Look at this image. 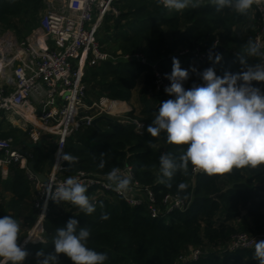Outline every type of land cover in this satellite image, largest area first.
Masks as SVG:
<instances>
[{
    "label": "trees",
    "instance_id": "trees-1",
    "mask_svg": "<svg viewBox=\"0 0 264 264\" xmlns=\"http://www.w3.org/2000/svg\"><path fill=\"white\" fill-rule=\"evenodd\" d=\"M114 6L119 11V22L106 16L103 30L109 34L98 38L107 45H104V50L112 55H116L115 50H119L117 55L141 54L149 64L129 58L85 68L86 94L88 100L105 97L129 103L132 90L142 79L138 90L141 116L130 111L111 121L100 120L96 127H78L66 138L63 150L77 157V161L72 165L62 161L59 175L70 177L78 171L106 174L113 167L129 165L134 178L152 190L157 202L166 194L175 195L185 202V210L154 219L144 205L131 207L114 194L99 199L91 215H86L69 202L51 203L42 222L43 240L27 243L25 248L29 256L24 264H36V252L40 249L46 253L53 251L57 228L65 227L70 218L77 219L81 227L89 229L87 246L106 253L108 259L105 264H176L178 257L190 247L208 250V253L184 264H258L254 250L215 252L212 249L226 244L235 233L252 234L264 230V165L257 169H234L231 173L211 177L204 173L193 175L190 165L187 176L177 171L169 188L157 179L160 176L159 157L162 153L178 157L187 146L168 144L163 132L154 138L146 131L160 104L174 99L164 90L160 96L153 93L150 64H155L164 78L165 74H171L173 57L187 59L186 65L180 62L185 70L195 67L198 72H203L213 67L221 77L226 71H241L237 53L243 54L246 44L234 36L233 30L240 23V15L229 8L217 11L208 0L200 7L182 12L169 11L157 0H120ZM43 7L44 0H0V34L11 31L17 39H24L38 25ZM106 22L113 28L109 30ZM109 40L113 45H109ZM215 41L223 48L217 51L222 54L219 63L210 60L209 54L202 61L189 53L179 54L184 49L205 51L214 48ZM258 61L259 58H249L250 64ZM165 80L169 86L170 81ZM194 83L201 84L202 81L196 74H190L184 87L191 88ZM252 83L264 91V82ZM116 107L126 108L124 105ZM134 118L143 124L142 133L136 132L132 122ZM16 132L0 131V137H10L14 145L30 151L34 157V170L47 176L53 165L54 136L46 134L48 140L42 142L41 148L29 149L24 145L28 133L21 132L22 137L18 138ZM148 141L154 147H149ZM101 159L105 161L103 169L98 167ZM181 182L188 188L186 192L178 193ZM7 188L10 197L6 199L1 190ZM33 197L25 169L10 163L6 179L0 178V218L9 215L20 221L21 226L31 228L38 214L32 205ZM102 213H108L109 219L102 220ZM24 238L25 232L20 235L19 243ZM59 259L60 264H72L63 254Z\"/></svg>",
    "mask_w": 264,
    "mask_h": 264
},
{
    "label": "built area",
    "instance_id": "built-area-1",
    "mask_svg": "<svg viewBox=\"0 0 264 264\" xmlns=\"http://www.w3.org/2000/svg\"><path fill=\"white\" fill-rule=\"evenodd\" d=\"M114 1L120 0H47L38 25L23 40L16 39L11 31L0 34V120L4 117L13 123L12 116H16L23 131L28 133L30 142H43V134H50L55 138L53 165L47 175L49 181L42 183L27 168V159L23 154L25 150L14 145L12 138L0 137V166L14 163L25 169L26 178L34 192L32 205L38 214L20 243L24 247L29 242L43 240V219L49 205L56 203L45 195L49 184L56 186L68 178L59 175L62 160H58L57 155L58 152H63L66 138L80 127L81 122L83 126H89L95 117L105 115L118 118L128 113L125 108L122 110L116 107L120 105L119 101H111L105 97L87 102V84L83 80L85 68L129 58L149 64L141 54L116 56L102 50L96 39L95 22L108 14L115 18L118 16L119 11L113 5ZM252 9L257 15V28L252 40L258 42L264 50V4L253 5ZM47 41L51 42V46L40 54L36 46ZM214 45L216 47L219 44L215 41ZM208 50L184 49L179 54L189 53L202 61L207 58ZM258 62L264 61L259 58ZM150 65L153 72V93L160 96L167 83L156 65ZM132 122L136 132L142 133L143 124L136 118ZM120 169L122 175L132 179L130 191L123 194L106 186L109 183L107 173L78 171L71 177L79 178L87 186L86 194L95 205L99 199H106L109 194H114L131 207L144 205L154 219L173 211L185 210V202L175 195L166 194L157 202L152 190L134 178L131 166L126 165ZM192 173L195 175L202 172L192 170ZM261 240H264V230L252 234L239 232L233 234L226 244L212 250H254L256 241ZM207 253L208 250L190 247L184 255L178 257L176 264L196 261Z\"/></svg>",
    "mask_w": 264,
    "mask_h": 264
},
{
    "label": "clouds",
    "instance_id": "clouds-1",
    "mask_svg": "<svg viewBox=\"0 0 264 264\" xmlns=\"http://www.w3.org/2000/svg\"><path fill=\"white\" fill-rule=\"evenodd\" d=\"M208 2L217 11L229 8L242 15L253 5L264 4V0ZM157 3L169 11L182 12L204 5L205 0H157ZM252 57L264 61V50L258 42L249 39L243 54L237 53L242 70L236 73L226 71L223 77L218 76L213 67L203 72H198L195 67L182 69L179 59L173 57L171 74H165L170 85L164 91L174 99L160 104L146 131L154 138L163 132L168 144L187 147L178 157L171 153L160 155V176L157 178L160 184L170 188L177 171L187 176L190 165L193 171L210 177L222 176L234 169H257L264 165V91L252 83L264 82V62L250 64L249 58ZM209 59L219 63L222 54L210 51ZM190 74H196L202 83H194L186 89L184 85ZM148 146L154 147L151 141ZM57 155L58 160L66 161L68 165L77 161V157L68 153L58 152ZM103 155L101 153V157ZM104 166L105 161L101 159L98 167L103 169ZM106 179L109 182L106 186L117 193L123 194L131 189V177L122 175L118 167H113ZM187 188L186 183H179L178 193L186 192ZM86 193L87 186L79 178L70 176L59 185L49 184L45 195L56 203L69 202L91 215L96 205ZM100 207L103 208V203ZM101 219H109V214L102 213ZM20 232V221L9 215L0 218V264H24L29 252L19 243ZM89 237V229L81 227L77 219L70 218L65 227L57 228L53 251L46 253L40 249L36 252V264H60L61 254L72 264H105L106 253L89 248ZM28 241L30 239L25 243ZM254 256L258 264H264V240L256 241Z\"/></svg>",
    "mask_w": 264,
    "mask_h": 264
},
{
    "label": "crops",
    "instance_id": "crops-1",
    "mask_svg": "<svg viewBox=\"0 0 264 264\" xmlns=\"http://www.w3.org/2000/svg\"><path fill=\"white\" fill-rule=\"evenodd\" d=\"M46 3H47V0H44V4H46ZM239 15H240V23L233 28L234 36H236L241 41V43L243 45H245L249 39H252L251 37H252L255 29L257 28V15L254 13L252 8L246 14H243V15L239 14ZM106 16H110V17L115 19V22H119V21H116L117 17L115 18L110 14L105 15V16L97 19L95 24H96V30H97L96 39L98 41H99L98 38H104V36H105V35H100L98 37L97 35L100 33L101 29H103V25H104L103 21H104ZM105 24L108 25V28L110 27L109 30L113 28V26H111L109 22H106ZM30 32L28 34H30ZM28 34H27V36H28ZM105 34H109V33L105 32ZM14 37L16 38L15 35H14ZM18 40H20V39H18ZM109 41H110L109 45H113L112 40H109ZM99 43H100V45L102 44L100 41H99ZM104 45L107 46L105 43L102 44L101 45L102 50L111 54L108 50H106V49L104 50ZM50 46H51V42L47 41L46 43H43V44H40L39 46H36V50H40V54H43V52H45V50L48 49ZM115 53L116 54L119 53V50H115ZM179 61L182 64L186 65L187 59L181 58V59H179ZM141 86H142V79L137 81V85H136L135 89L132 90V97H131L130 102L125 103V104H127L125 109L126 110L128 109V112L132 111L134 113V115H136V116H141V112H142L141 108H140L139 101H138V90L141 88ZM96 99H92V98L90 99L89 98V100H88V95H87V100L90 102L93 100H96ZM12 118H13V121H12L13 123H10L8 120H6L4 117H2V119L0 120V131L10 132L11 130H17V131L22 132V133L25 132V131H23V129L21 127V122H19L16 119V116H12ZM43 138H44V140H42L43 142L48 140L46 134H43ZM26 141H28V139ZM54 141H55V138H54ZM7 176H8V165L0 166V178L2 180H5ZM1 191H2L3 197H5L6 199L10 197V192H9L8 188L5 190H1ZM24 229H27V228L24 226H21L20 235H23V232H25Z\"/></svg>",
    "mask_w": 264,
    "mask_h": 264
},
{
    "label": "water",
    "instance_id": "water-1",
    "mask_svg": "<svg viewBox=\"0 0 264 264\" xmlns=\"http://www.w3.org/2000/svg\"><path fill=\"white\" fill-rule=\"evenodd\" d=\"M116 21H118V19H116ZM223 49L221 46H216L214 48H211L208 50V53L211 51L213 54L217 53V51ZM100 120H107V121H111L112 118L108 117V116H105V115H101V116H98V117H95L91 120V123L90 125L93 126V127H96L97 126V123L100 121ZM80 126L83 125V122H81L79 124ZM24 145L29 148V149H37V148H41L42 147V142L39 141V142H30V141H25L24 142ZM24 156L26 157L27 159V168L37 177V179L39 180V182H42V183H45V182H48L49 181V177L42 174V173H38L34 170L33 168V165H34V157L32 155V153L30 151H24L23 152ZM216 195H213V197H215Z\"/></svg>",
    "mask_w": 264,
    "mask_h": 264
},
{
    "label": "rangeland",
    "instance_id": "rangeland-1",
    "mask_svg": "<svg viewBox=\"0 0 264 264\" xmlns=\"http://www.w3.org/2000/svg\"><path fill=\"white\" fill-rule=\"evenodd\" d=\"M57 1H59V0H57ZM58 3H59V2H58ZM115 3H116V1L113 2V5H114ZM46 6H47V4H44L43 9L40 11L39 19H40V16L42 15V13L44 12V10L46 9ZM2 34H3V33H2ZM2 34H1V35H2ZM100 35H105V31H104L103 29H101L100 33H99L97 36L99 37ZM117 103H118V102H117ZM120 105H124L125 107L127 106V104H125V103H123V102H120ZM127 110H128V109H127ZM15 135H16L18 138L22 137V133L19 132V131H17V132L15 133ZM27 230H28V229H24V231H25V236H26V234H27Z\"/></svg>",
    "mask_w": 264,
    "mask_h": 264
},
{
    "label": "bare ground",
    "instance_id": "bare-ground-1",
    "mask_svg": "<svg viewBox=\"0 0 264 264\" xmlns=\"http://www.w3.org/2000/svg\"><path fill=\"white\" fill-rule=\"evenodd\" d=\"M8 72V70H6V73Z\"/></svg>",
    "mask_w": 264,
    "mask_h": 264
}]
</instances>
